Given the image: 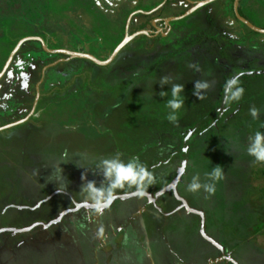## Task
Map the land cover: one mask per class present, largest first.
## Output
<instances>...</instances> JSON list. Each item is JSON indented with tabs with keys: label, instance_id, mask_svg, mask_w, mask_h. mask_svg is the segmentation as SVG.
I'll use <instances>...</instances> for the list:
<instances>
[{
	"label": "rangeland",
	"instance_id": "obj_1",
	"mask_svg": "<svg viewBox=\"0 0 264 264\" xmlns=\"http://www.w3.org/2000/svg\"><path fill=\"white\" fill-rule=\"evenodd\" d=\"M163 1L0 0V75L29 38L0 77V264H264V162L247 153L264 132V33L237 18L235 0L154 12ZM240 9L264 29V0ZM142 30L108 65L63 52L106 61ZM233 77L244 93L227 103ZM198 80L212 85L204 99ZM171 84L185 89L175 122ZM116 154L154 181L148 195L114 190L97 213L81 188L107 186L97 164ZM215 165V194L189 192Z\"/></svg>",
	"mask_w": 264,
	"mask_h": 264
},
{
	"label": "clouds",
	"instance_id": "obj_2",
	"mask_svg": "<svg viewBox=\"0 0 264 264\" xmlns=\"http://www.w3.org/2000/svg\"><path fill=\"white\" fill-rule=\"evenodd\" d=\"M199 71L197 65H189ZM171 78L164 76L159 85L163 89L170 84ZM238 77L230 79L225 86L224 99L227 103L239 102L242 99L244 89L235 87ZM212 85L208 81L198 80L194 83L193 95L198 99H204L203 93L210 89ZM184 86L180 84H171V98L167 100V108L170 110L167 119L171 122L177 120V114L184 106V98L181 93L184 92ZM167 95V92H161V96ZM250 115L253 119L259 117V110L255 107L250 109ZM247 153L257 162H264V132L256 131L254 135L248 137ZM101 170L103 179L107 181V186H97L95 181L84 183L81 193L89 202V206L97 213L107 208L112 200V192L116 189L125 187L135 188L140 194L152 185L154 181L153 172L149 171L146 165L137 157H133L126 162L116 154L112 158L102 159L97 164ZM63 169H60L58 180L63 179ZM207 182H201L199 174L193 175L188 184V191L198 193L203 190L208 195H214L216 192V182L223 179V169L221 165H215L210 173H206ZM59 191V190H58Z\"/></svg>",
	"mask_w": 264,
	"mask_h": 264
},
{
	"label": "water",
	"instance_id": "obj_3",
	"mask_svg": "<svg viewBox=\"0 0 264 264\" xmlns=\"http://www.w3.org/2000/svg\"><path fill=\"white\" fill-rule=\"evenodd\" d=\"M209 1H211V0H207V1L201 2L200 5H203V4H205V3H208ZM237 15H238V17H239L242 21H244L247 25H249V26H250L252 29H254L255 31H258V32H262V33H264V29L255 26V25L252 24L249 20H247L246 18L242 17L238 12H237ZM145 32H146V31H141V32H139V33H137V34H135V35H133V36H129V37L125 38V40H124V41H123V42H122V43H121V44L115 49V51H114L113 55L111 56V58L108 59V60H106V61H101L100 59H98L97 57H95V56L92 55V54H85V53H79V52H70V51H63V52L70 53L71 55H73V56H75V57L91 59V60L95 61L96 63H98V64H100V65H108V64L111 63L112 60L117 56V54L121 51V49H122L125 45H127V43H129V41H130L132 38H134L136 35H139V34H141V33H145ZM31 38L39 39L40 41H42V43L44 44L45 49H46L47 51H49V52H61V51H53V50H49V49L47 48V46L45 45L44 40H43L41 37H31ZM28 39H29V38H24V39H22V40L19 42V44L17 45V47L15 48V50L13 51V53L11 54V56H10V58H9L7 64H6V66H5V68H4L3 72H2V74L5 73V71H6L7 68L9 67L10 63L12 62V60H13V58H14V56H15V54H16L17 51L20 49V47L22 46V44H23L26 40H28ZM2 74L0 75V77L2 76ZM172 186H173V185H172ZM139 194H140V192H136V193H134V194L121 195V196H119V198H124V199H126V198H130V197H133V196H135V195H139ZM143 194H147V193H143ZM147 195H148V194H147ZM84 205H88V204H84Z\"/></svg>",
	"mask_w": 264,
	"mask_h": 264
},
{
	"label": "flooded vegetation",
	"instance_id": "obj_4",
	"mask_svg": "<svg viewBox=\"0 0 264 264\" xmlns=\"http://www.w3.org/2000/svg\"><path fill=\"white\" fill-rule=\"evenodd\" d=\"M170 0H165V1H163L162 3H160L157 7H156V9L154 10V12H160L164 7H166L167 5H168V2H169ZM204 1H207V0H204ZM204 1H200L199 2V5H200V3L201 2H204ZM213 1H218V0H211V1H209V2H213ZM208 2V3H209ZM207 4V3H206ZM196 9V8H195ZM234 10H235V13H236V16H237V18L238 19H240L239 17H238V15H237V12L242 16V17H244V15H243V13H242V11H241V9H240V0H235V3H234ZM192 11H194L193 9L190 11V12H188V13H191ZM244 18H246V17H244ZM247 19V18H246ZM241 20V19H240ZM247 20H249V19H247ZM242 21V20H241ZM250 21V20H249ZM242 22H244V21H242ZM251 22V21H250ZM252 23V22H251ZM253 24V23H252ZM142 31H146V32H148L147 30H142ZM141 32V31H140ZM139 33V32H138ZM160 34L162 33L163 34V32H159ZM137 34V33H136ZM142 34V33H141ZM140 35V34H139ZM136 36H138V35H136ZM135 36V37H136ZM215 114V113H214Z\"/></svg>",
	"mask_w": 264,
	"mask_h": 264
},
{
	"label": "trees",
	"instance_id": "obj_5",
	"mask_svg": "<svg viewBox=\"0 0 264 264\" xmlns=\"http://www.w3.org/2000/svg\"><path fill=\"white\" fill-rule=\"evenodd\" d=\"M250 76L251 75H244V78L250 77ZM254 76H258V75H254ZM217 114L218 112L215 114H212L211 116L207 117L204 121L199 123L197 130L200 132V131L207 129L217 119Z\"/></svg>",
	"mask_w": 264,
	"mask_h": 264
}]
</instances>
